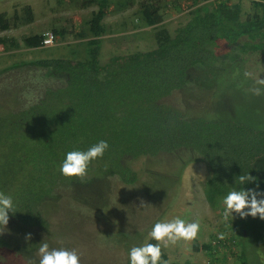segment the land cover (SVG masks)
Masks as SVG:
<instances>
[{
  "label": "trees",
  "instance_id": "obj_1",
  "mask_svg": "<svg viewBox=\"0 0 264 264\" xmlns=\"http://www.w3.org/2000/svg\"><path fill=\"white\" fill-rule=\"evenodd\" d=\"M161 1L146 0L140 6L143 25L154 29V47L148 51L98 63L99 38L104 33L101 23L108 8L105 0H99L87 21L91 37L86 41L85 60H36L11 66L38 69L42 85L26 106L0 114V173L2 167H9L10 173L0 181V192L12 198L16 209L9 218L29 228L45 227V206L61 198L99 213L110 198L112 181L124 186L135 181L130 166L140 157H168L179 170L189 163H203L209 174L203 195L212 210L232 190L258 184L257 190L264 191V127L258 119L245 115L236 120L228 112L202 117L161 102L172 92L197 97L216 91L231 68L264 62V0H249L250 12L244 16L239 0H192L195 8L173 35L158 28ZM32 19L29 6L12 17L1 13L0 32L27 25ZM42 35L21 36L5 49L40 48ZM101 140L109 148L91 162L83 182L61 174L69 151H86ZM242 174L254 177L255 183L239 185ZM253 221L256 218L235 215L240 232L229 240L240 249V264H253L245 241L248 235L258 237V232L249 229ZM241 234L244 239L238 242ZM10 241L0 235V263ZM24 243L30 245V253L36 247ZM259 245L251 244L256 249ZM193 249L197 251L196 246ZM200 249L212 250L209 243Z\"/></svg>",
  "mask_w": 264,
  "mask_h": 264
},
{
  "label": "rangeland",
  "instance_id": "obj_2",
  "mask_svg": "<svg viewBox=\"0 0 264 264\" xmlns=\"http://www.w3.org/2000/svg\"><path fill=\"white\" fill-rule=\"evenodd\" d=\"M98 1L0 0V14L6 17H12L23 6H29L33 15L31 23L0 32V114L12 107L20 109L26 106L27 101L34 100L35 89L42 85L38 69L11 68L12 65L36 60L86 59V41L91 37L87 21L91 12L97 9ZM145 1L105 0L108 8L101 23L104 33L99 38L97 59L100 65L113 56L144 52L154 47V29L145 27L139 14L140 6ZM239 2L244 16L250 12L249 0ZM192 3V0H162V22L158 28H164L173 35L174 30L189 19V13L195 8ZM52 30L64 33L62 37L53 35L55 39L52 45L37 49L21 46L18 49H5L11 42H18L21 36L52 33ZM76 34H81V38L76 37ZM231 69L227 80L216 91H205L197 97L172 92L161 102L202 117L228 112L233 119L240 120L247 115L251 119H258L257 123L264 127V94L253 95L249 90L254 85V78L244 76V71H248L257 78L262 75L264 79V62H244ZM157 157H140L131 163L130 169L135 175V181L129 186L112 181L110 198L104 210L99 213L61 198L52 206H45V227L29 228L9 218L6 229L0 235L11 241L0 264H39L38 249L42 242L48 243L50 248L77 250L80 264H130V249L147 242L153 225L176 217L186 222L198 221L200 230L197 238L192 241H180L175 246L162 248L169 264H205L207 261L209 264H240L238 245L232 251L224 250L214 254L200 249L217 233L225 232L227 236L234 233L237 238L240 232L235 218L227 224L223 222V203L213 210L207 206L203 191L209 174L205 165L193 162L179 170L176 165L170 164L168 157ZM2 169L0 181L3 182L10 173L9 167ZM167 175H170L169 178ZM59 191L67 193L69 190ZM78 197L82 196L78 194ZM249 229L253 234L258 232V237L254 239L253 235L245 237L252 263L264 264V220L257 217ZM29 233L31 239L26 241L25 236ZM241 239H244L242 234L238 242ZM25 241L36 246L31 253L30 245L25 244ZM259 242L256 249L254 246ZM193 246H196L197 251H194Z\"/></svg>",
  "mask_w": 264,
  "mask_h": 264
},
{
  "label": "clouds",
  "instance_id": "obj_3",
  "mask_svg": "<svg viewBox=\"0 0 264 264\" xmlns=\"http://www.w3.org/2000/svg\"><path fill=\"white\" fill-rule=\"evenodd\" d=\"M45 45H52L55 37L51 33H46ZM245 78H251V72H244ZM253 95L264 94V79L258 77L254 81L253 87L249 90ZM109 144L101 140L89 147L86 151H69L60 166L61 174L67 179H79L84 181L87 170L91 162L104 156ZM239 185L255 183V178L251 175L242 174L238 177ZM256 188L230 191L223 199L224 210L222 220L226 224L233 221L234 214L241 219L251 216L264 220V191ZM141 206L145 204L141 201ZM15 213L16 209L10 196L0 192V234L9 223V213ZM200 230L199 222H186L184 219L176 217L167 222H157L153 225L148 234L150 240L155 243L145 242L142 246H134L130 249V264H169L163 258L162 248L175 246L180 241H192L197 238ZM218 238L223 239L224 234L219 233ZM31 239V234L25 236V240ZM39 264H80V255L75 249L50 248L48 243L42 242L38 249Z\"/></svg>",
  "mask_w": 264,
  "mask_h": 264
},
{
  "label": "built area",
  "instance_id": "obj_4",
  "mask_svg": "<svg viewBox=\"0 0 264 264\" xmlns=\"http://www.w3.org/2000/svg\"><path fill=\"white\" fill-rule=\"evenodd\" d=\"M46 33H51V32H46ZM46 33H43V35H42V40H41V46L42 47L49 46V45H45L43 43V41L47 38L46 35H45ZM218 234L219 233L213 235L211 240L209 241V244H210V246L212 248V250L209 252V254L221 253L224 250H231L232 251L234 249L235 245H233V241L229 240V236L226 235L227 233H223L224 234V238L223 239L218 238ZM219 243L221 244V247L218 246L216 248V250H213L214 249L213 246H215V245H217ZM205 264H209V261H207Z\"/></svg>",
  "mask_w": 264,
  "mask_h": 264
}]
</instances>
